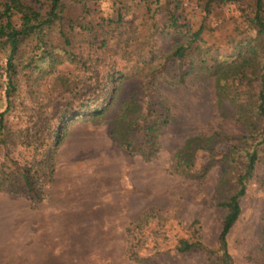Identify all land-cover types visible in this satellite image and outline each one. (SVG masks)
Returning a JSON list of instances; mask_svg holds the SVG:
<instances>
[{
  "label": "rangeland",
  "instance_id": "374dc122",
  "mask_svg": "<svg viewBox=\"0 0 264 264\" xmlns=\"http://www.w3.org/2000/svg\"><path fill=\"white\" fill-rule=\"evenodd\" d=\"M127 1L133 7L129 22L145 9L137 11V0ZM181 2L192 30L203 27L192 59L182 62L168 60L172 36L159 43L154 62L140 66L120 51L94 55L85 44H77L85 66L65 62L52 72L27 71L15 78L0 49V119L5 128L0 145V264L216 263L218 254L208 251L181 253L180 242L199 241L219 250L225 216L219 204L231 188L223 181L224 157L232 140L246 134L245 122L236 120V106L251 92L246 82L235 80L229 95L243 97L219 100L200 61L207 53L215 59L237 58L248 44L255 45L257 31L246 19L253 15L254 0L213 4L209 14L206 0ZM91 4L94 18L114 13L113 0ZM155 19L165 22L163 10ZM114 66L124 73L116 81L108 77ZM191 67L184 82L175 84ZM59 75L68 81L65 86ZM132 99L136 107L127 121L136 118V124L127 150L112 132L121 121L123 104ZM96 107L104 109L102 116L94 115ZM153 123L158 127L150 140L146 127ZM63 124L65 137L52 150L57 156L48 183L51 168L38 169L42 156L36 147H55L54 134ZM191 138L201 148L186 164L176 156ZM33 164L38 173L31 192L23 173ZM253 177L228 237L234 264H264V164ZM129 228L138 252L133 258Z\"/></svg>",
  "mask_w": 264,
  "mask_h": 264
},
{
  "label": "trees",
  "instance_id": "16d2710c",
  "mask_svg": "<svg viewBox=\"0 0 264 264\" xmlns=\"http://www.w3.org/2000/svg\"><path fill=\"white\" fill-rule=\"evenodd\" d=\"M236 0H206L205 11L211 12V5H224ZM114 13L110 17L94 18L92 16L91 0H0V49H4L6 58L12 63L14 77L31 71L33 74L51 72L65 62L85 66V60L77 56L75 47L77 44L88 46L91 53L120 51L124 58L132 61L135 58L138 66L149 64L157 58L158 45L162 39L170 36L174 38V44L168 55V60L173 59L182 62L192 59L193 48L201 40L203 27L196 31L183 18L181 0H137L135 10L145 9L140 15H133L127 0H113ZM155 5V9H153ZM253 15H247V21L257 31L255 45L248 44L246 53H240L237 58L215 59L207 54L201 59L202 72L213 81L217 97L221 101L240 99L243 96L230 97L229 87L233 81L246 82L250 97L238 103L239 122L243 120L247 125L246 134L232 140V145L225 154L226 169L223 181L230 184V193L219 204L224 210L225 216L219 236V250L207 249L202 242L182 240L179 251L188 253L194 249L208 251L209 254H218L214 264H234V259L228 250V237L242 214V201L247 195L248 185L256 174L260 165L264 164V0H254ZM163 10L166 19L160 23L155 19ZM128 23V25H127ZM143 28L147 31L143 34ZM82 60V61H81ZM194 67V66H193ZM258 69L259 76L254 79L253 71ZM189 71L175 84L184 82ZM124 73L117 72L116 67L110 71L108 77L116 81ZM63 86L66 82L61 75ZM104 78H101L102 82ZM256 80L257 84L253 82ZM100 89H101V85ZM98 100V99H97ZM136 100L132 99L123 104L121 121L115 126L112 136L115 137L125 149L130 150L132 143L128 138L131 129L136 124V118L127 121L132 107H136ZM104 109L96 107L94 115L102 116ZM68 115V114H66ZM3 116V115H2ZM125 121V123H123ZM127 121V123H126ZM123 123V124H122ZM158 124L153 123L146 127V136L152 140L156 135ZM54 134V146L43 149L37 146L36 151L42 158L38 163V169L51 168L50 179L54 172L56 151L62 143L65 135L64 124ZM5 128L4 118L0 119V145L4 144ZM211 140V138H209ZM207 142H210V141ZM208 145L204 146L205 148ZM201 148L198 140L191 138L180 149L176 158H182L184 163L194 160L195 152ZM191 150V151H190ZM43 152V153H42ZM31 169L24 170L23 180L27 188L34 191L33 175L38 173L35 164ZM225 183V184H226ZM37 198L41 199L39 191H35ZM129 228L130 256L136 257L138 252L134 250L132 236Z\"/></svg>",
  "mask_w": 264,
  "mask_h": 264
},
{
  "label": "crops",
  "instance_id": "0c3cea01",
  "mask_svg": "<svg viewBox=\"0 0 264 264\" xmlns=\"http://www.w3.org/2000/svg\"><path fill=\"white\" fill-rule=\"evenodd\" d=\"M75 163L74 162H70L69 166H74ZM69 168V167H68ZM71 168V167H70Z\"/></svg>",
  "mask_w": 264,
  "mask_h": 264
}]
</instances>
